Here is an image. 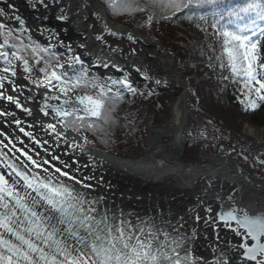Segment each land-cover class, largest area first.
<instances>
[{"label": "snow or ice", "instance_id": "1", "mask_svg": "<svg viewBox=\"0 0 264 264\" xmlns=\"http://www.w3.org/2000/svg\"><path fill=\"white\" fill-rule=\"evenodd\" d=\"M0 4V102L7 104H0V264H264V211L250 214L234 197L195 214L206 226L200 234L185 231L183 222L132 219L93 195L104 179L84 174L92 165H81L76 154L84 153L88 133L111 126L127 94L143 93L127 76L94 71L116 65L86 62L54 31L42 44L14 3ZM37 4L48 7L46 0ZM103 6L116 16L146 13L149 27L182 18L194 23L218 50L216 66L229 72L222 78L239 85L245 110L264 104V0H103ZM127 39L135 43L134 35Z\"/></svg>", "mask_w": 264, "mask_h": 264}, {"label": "bare ground", "instance_id": "2", "mask_svg": "<svg viewBox=\"0 0 264 264\" xmlns=\"http://www.w3.org/2000/svg\"><path fill=\"white\" fill-rule=\"evenodd\" d=\"M65 1L66 10L63 14L68 19L74 20L77 23V29H84L85 34L91 35L96 42L88 48L92 53L97 52V46H99L96 36L103 35L106 31L116 32L123 36L132 34L122 24L111 22L106 12L94 0ZM96 14L100 19H97ZM132 35L135 38L138 37L135 34ZM142 42L141 46L137 45L132 48L136 53L145 55L148 60L141 64L131 63L132 67L138 70V73L148 77H159L163 81L172 79L173 73L178 69L172 54L164 50L158 51L157 45L153 42L146 43L149 47L143 46ZM83 45L87 46L84 43ZM100 50L109 54L108 59H112L114 54L107 52L103 45H100ZM104 56L107 55L104 54ZM114 59L121 60L122 58L119 59L116 56ZM21 99L24 98L21 97ZM186 102H189V98L186 101L183 95L172 99L169 106V117L159 125V130L149 131L146 161L143 159L134 163L121 161L108 154L90 151L87 145H85L83 154L77 152L76 155L81 165H92L90 169H83V173L95 175L97 181L100 177L104 179L103 190L97 188L93 195H103L107 200L108 208L115 207L117 210H123L125 214H131L132 219L137 216L146 219L155 217L157 223L169 222L173 225L183 222L185 231L197 229L200 234H205L206 226L202 221L199 224L195 222V214L199 213L203 217L205 215L203 208L209 205L214 210H218L223 200L221 198L228 195L230 190L219 185L202 189V182L191 188L190 181H193L197 174L213 170L225 176L228 181L240 185V205L242 207L256 213L264 211V177L235 170L229 162L231 156L225 150L216 159L206 158L197 163L185 162L184 154L187 144H185L184 133L188 124L183 126L184 117L188 116V120H192L190 111L186 108ZM25 103L28 104L27 101ZM0 104L7 107L6 102H0ZM29 107L35 110L34 105L30 104ZM9 110L16 111L17 118L31 122L30 118L19 110L11 107ZM7 131L15 133L13 128H7ZM41 136L43 137V133ZM164 136H172L174 139L169 148L159 146ZM58 154L62 159L68 160L62 152ZM131 195L135 197L132 201L129 199ZM206 234L211 236V229H208ZM227 238L232 240V234L227 233ZM200 243L206 242L201 241Z\"/></svg>", "mask_w": 264, "mask_h": 264}, {"label": "trees", "instance_id": "3", "mask_svg": "<svg viewBox=\"0 0 264 264\" xmlns=\"http://www.w3.org/2000/svg\"><path fill=\"white\" fill-rule=\"evenodd\" d=\"M96 1L103 5V0ZM107 15L111 21L132 29L142 37H154L161 47L175 55L178 70L187 78L189 110L205 126L203 133L189 136L190 151L196 154L207 151L216 155L221 147L225 148L236 160L243 161L246 166L242 167L246 171L264 177V165L257 161V156L264 160V142L259 148L256 145L252 147V144L242 139L241 134L229 125L240 130L242 123L247 122L253 128H264V104L256 110H245L240 104L237 98L240 96L239 85L222 78L229 76V72L216 66L214 56L218 54V50L216 53L211 50L209 45L212 41L198 31L194 23L183 18L174 22H156L149 27L146 13L116 16L107 10ZM33 75L40 74L34 72ZM124 76L143 95L139 92L135 96L127 94L117 105L115 120L111 126L103 133H88L87 145L90 150L105 152L120 160L134 163L143 158L146 148L145 111L154 113V117L165 115L167 107L157 91L151 90L153 94L148 95L150 90L147 87L134 82L130 74L125 73ZM213 114L223 117L229 124L215 118ZM158 121L154 117L152 124ZM197 148L202 150L196 151Z\"/></svg>", "mask_w": 264, "mask_h": 264}, {"label": "rangeland", "instance_id": "4", "mask_svg": "<svg viewBox=\"0 0 264 264\" xmlns=\"http://www.w3.org/2000/svg\"><path fill=\"white\" fill-rule=\"evenodd\" d=\"M47 1H49V0H47ZM8 2L14 3L18 10H19V6L21 7V4H19L18 0H8ZM17 14H19L22 18L24 17L23 14H21L20 12H18ZM26 23H27V26L29 28H31L32 31H34V32L36 31V28L34 29V27L32 26L33 24L31 22L26 21ZM110 32L111 31H106L103 34L104 40L103 41H98L100 45H103V47H104V49L106 51H115V52L118 53L122 49H129V48L135 47L137 45L141 46V41L146 42V43L147 42H153V44H155L156 41H158L154 37H151V36H149V38L141 36V38L139 40L135 39V43H133L132 41H129L127 39V36H123V35H120V34L111 35ZM159 44H160V42H159ZM162 49L165 52H167V53H170V54L172 53L171 51L166 50L163 47H162ZM172 55H174V54L172 53ZM121 76L122 75H120V76H118L116 78H119ZM18 82H21V81H18ZM134 82H135V80H134ZM140 84L145 86V87H147L148 90H150V91L151 90L157 91L158 94H160V96H161L160 98L162 99V101H164V105H166V107H167V112H166L165 115L159 114V115L154 116V117L158 118L159 121L157 123H155V124H152V125L153 126H159V125H161L163 123L164 119H167L169 117V106L171 105V101H172V99L180 96V93H179V91H176L174 88L171 87L169 80L163 81L159 77L149 76V77H147L146 80H144V82H142ZM29 105L30 104H27V106H29ZM145 112L147 114L146 115V122H145V126H146L147 130H146V136H145L146 148L144 150L143 158H142L144 161H146V150H147V147H148L147 143H148L149 131H150V128L152 127L148 123L150 121L153 122V118H154L153 117L154 113H152L150 111H145ZM190 113H191L190 115L192 117L191 118L192 120L189 121V126H187V128L185 129V133H184V137H185V140L187 142H189V136L190 135L203 133L205 131V126L202 123L201 119L198 116L194 115L192 112H190ZM213 115H215L216 116L215 118H217V119L220 118L221 120L226 121L223 117H221V116H219L217 114H213ZM226 123H228V122L226 121ZM229 125L232 128H234L236 130V132H239V134H241L242 139H244L247 143L252 144V147L254 145H256L259 148V147H261L263 145V142H264L263 141L264 140V128H253L247 122H243L242 125H241L242 129H240L241 130L240 131L239 129H237L236 126H233L231 124H229ZM14 134H17V133H14ZM161 141H162V144H160L159 146L169 148L171 146V144H173L174 139H173L172 136H164L163 139H161ZM198 150H202V149L197 148L196 151H198ZM223 150H225L227 152V154H229V156H231L230 161H229L231 164H234L235 161H236V162H240L242 165L246 166L243 163V161L236 160L234 157H232V154L229 153L228 150L225 149V148L221 149V152L217 153L216 155L212 154L210 152H207V151H199L196 154V152H191L190 151V144H187L186 149H185V151H186V153L184 154V156L186 157L185 162L186 163H197V162H200V161H202L203 159H206V158L216 159V158L220 157V155L222 154ZM254 150H256V149H254ZM93 183H96V182L93 181ZM125 198H126V196H125ZM129 199H130V201H132V200L135 199V197L131 195V196H129ZM126 200H128V198H126Z\"/></svg>", "mask_w": 264, "mask_h": 264}, {"label": "water", "instance_id": "5", "mask_svg": "<svg viewBox=\"0 0 264 264\" xmlns=\"http://www.w3.org/2000/svg\"><path fill=\"white\" fill-rule=\"evenodd\" d=\"M25 1H26V4L24 3ZM25 1L24 0H18V2H20L21 4L26 5V10L28 9V12L23 10V15L27 19L33 21L36 18H40V17L44 18V13H41V12L44 10L45 7L37 4L36 9H35L32 7V4L36 3V0H25ZM65 2H66L65 0H49L47 5L49 6V4H50V6H51L53 4V9L52 10L48 9L49 12L50 11L51 12L48 15L49 18H47V19L52 20V22L55 21L57 24L68 23L69 24L68 27L72 30V28L73 29H75V28L72 26L71 21L69 22L68 20H65L64 23H60L63 20H57L56 19L57 16H60L61 14H63L65 12V10H66ZM33 11H34V14H33ZM76 25H77V23H76ZM130 32L132 34H134L133 31L130 30ZM32 34H33V37L35 39H38L41 43H44L46 41V39L40 37L36 32H32ZM59 38L63 40L66 38V35L62 32V34L59 35ZM77 38H78V40H75L76 43H75V45H73L75 48V52L82 54V58H84L86 62L89 60L95 62L98 59H103L106 62H110V63L116 65V67H110L109 69H103V68L93 69L94 71H99L103 75H111L114 77H118V76L122 75L124 72H127L138 83L144 82V80H146L145 77H148V76H145L141 73H138V70H136L132 67L131 63L135 62V63L141 64V63L146 62L148 60V58L145 55L133 52L132 51L133 48L122 49L118 53L117 52L112 53V51H109V53L114 54V55H113L112 59H108L109 54H106V52L103 53V50H100V44H99V46H97V52L92 53V52H90L91 50L90 51L88 50V48H90L92 44H96V42L92 39L91 35H89L87 33L85 35L78 34ZM85 39H86V41H85ZM83 43L86 44L87 46L83 45ZM142 45L149 47L148 44H146V42H142ZM155 45H157L158 51L163 50L160 47V44L158 41H156ZM81 46H83V47H81ZM104 54L107 56H104ZM136 54H138V55H136ZM116 56L119 59H121V58L122 59L121 60H115L114 58ZM172 56L175 58L174 55H172ZM161 60H163V58ZM175 61H176V58H175ZM176 64H177V61H176ZM118 69H122L123 71H119ZM169 81H170L171 87L174 88L176 91H179L180 95H183L185 97V100L188 101L189 93H188V88H187L186 77L184 75H182L180 73V71L177 69V72L173 73V78L170 79ZM182 82H183V84H182ZM186 108H187V110L189 109V102H186ZM184 120L185 121H184L183 126L188 124V121H189L188 116H185ZM148 124L150 125V122ZM159 129H160V126H152L150 128V130L153 132H155ZM11 130L12 129H10V131ZM10 131H8V132H10ZM40 135H41V133H40ZM185 144H187L186 140H185ZM259 162L263 164V161L260 159H259ZM235 167L237 168V171L242 172V169H240L238 166H235Z\"/></svg>", "mask_w": 264, "mask_h": 264}, {"label": "flooded vegetation", "instance_id": "6", "mask_svg": "<svg viewBox=\"0 0 264 264\" xmlns=\"http://www.w3.org/2000/svg\"><path fill=\"white\" fill-rule=\"evenodd\" d=\"M47 1V0H46ZM48 2V1H47ZM1 6V5H0ZM3 7V6H2ZM25 7L23 5H21V7L19 6V10L18 12H22L23 9ZM56 8V7H55ZM54 8V9H55ZM50 10H52V8H49ZM47 10V13H45ZM44 15L45 17L49 18L48 16H46V14H50L49 13V10L48 8H44ZM24 18V17H23ZM25 19V18H24ZM25 21H29L27 19H25ZM65 20L61 21L60 23H64ZM31 23L33 24L32 26L34 27V29L36 28V31L38 32L39 36L46 39L47 40V37H48V34H49V30L51 31H54L56 33H58L59 35L62 34V32L66 35V38L63 39V41L66 43V44H71L72 48H74L73 45H75L76 41L75 40H78L77 38V35L78 34H83L82 32H79V30L76 28L72 30L68 27V23L66 24H57L55 21L52 22V20H48V19H44V18H36L35 20L31 21ZM27 24V23H26ZM35 31V32H36ZM81 31H84V30H81ZM34 32V31H32ZM36 32V33H37ZM68 32V33H67ZM85 32V31H84ZM59 51H62L64 52V48L61 47L59 49Z\"/></svg>", "mask_w": 264, "mask_h": 264}]
</instances>
